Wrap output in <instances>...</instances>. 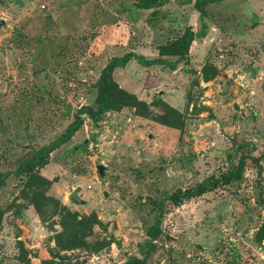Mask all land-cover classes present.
Returning <instances> with one entry per match:
<instances>
[{
	"label": "rangeland",
	"instance_id": "374dc122",
	"mask_svg": "<svg viewBox=\"0 0 264 264\" xmlns=\"http://www.w3.org/2000/svg\"><path fill=\"white\" fill-rule=\"evenodd\" d=\"M207 10L202 20L195 0L151 10L135 0H0V264H264V0ZM203 25L205 36L175 69L132 59L114 72L154 111L161 99L181 112L183 130L133 108L99 122L81 114V129L38 170L59 202L38 213L23 193L28 176L14 174L81 108H97L108 63L129 53L174 63L160 46ZM244 154L263 157L227 183ZM200 184L211 191L170 199ZM77 188L85 204L71 202ZM63 207L96 214L106 229L96 226L82 248L60 250Z\"/></svg>",
	"mask_w": 264,
	"mask_h": 264
},
{
	"label": "trees",
	"instance_id": "16d2710c",
	"mask_svg": "<svg viewBox=\"0 0 264 264\" xmlns=\"http://www.w3.org/2000/svg\"><path fill=\"white\" fill-rule=\"evenodd\" d=\"M166 1L168 0H135V5L141 10H151ZM222 1L223 0H195V8L200 13L202 20H204L208 15L207 8L210 5L220 4ZM206 29L207 26L203 25L201 32L196 33L192 27H189L185 30L184 34L176 40L160 46V56L177 58L174 63L167 59L165 60L164 58L147 60L143 56H137L133 53L126 54L123 57H115L108 63V65L102 70L101 78L98 82L99 89L96 98L97 108L94 109L90 106L81 108L77 113L75 120L70 124L67 131L62 134V136L51 144L45 145L37 150L30 159L24 161L20 165V168L14 174L17 176L26 174L28 176L23 193L25 194V197L30 200L31 205L35 207L38 213L42 214L47 205L56 204L59 206V202L54 197L48 195V188L51 186V182L40 176L38 170L48 164L49 156L52 152L68 143L81 129L84 123L81 114L87 115L94 122H99L108 112H120L125 108H133L138 116L151 118L159 124L183 130L185 120L181 112L172 108L161 99H157L154 102L153 106L158 109L157 112L154 111L150 105L139 100L136 95L121 88L114 78V72L118 68L126 67L132 59H137L145 66L166 64L175 69L182 60L188 58L193 42L197 38L204 37ZM262 157L263 154H261L260 158ZM260 158H254L251 154L242 155L239 164L236 167V171L231 172L226 176V182L230 183L234 178L240 179L241 174L248 163L252 161L257 164L260 161ZM7 176L8 174H1L2 179ZM3 183L4 181L0 182V188L4 185ZM209 191H211L210 185L200 184L197 189H178L170 196V199L174 202H180L182 199L199 197ZM6 212L7 209H4L0 205V230L2 229ZM60 226L62 227V232L58 233L56 236V244L60 250L82 248L86 245L85 238L93 235L96 226L106 229L102 222L99 221L96 214L92 213L90 216L80 218L78 213H73L66 207L62 208V220ZM257 240L258 242H263L264 240V225L257 233ZM145 259L146 258L141 259L134 257L126 264H143Z\"/></svg>",
	"mask_w": 264,
	"mask_h": 264
},
{
	"label": "water",
	"instance_id": "95a60500",
	"mask_svg": "<svg viewBox=\"0 0 264 264\" xmlns=\"http://www.w3.org/2000/svg\"><path fill=\"white\" fill-rule=\"evenodd\" d=\"M99 171H100L101 176H105V167L100 166V167H99ZM80 190H81V188H77L76 191H74V192L71 194V196H70V200H71V202H73V203L76 204V205L85 204V201L82 200V199L79 197V195H78V193H79Z\"/></svg>",
	"mask_w": 264,
	"mask_h": 264
}]
</instances>
